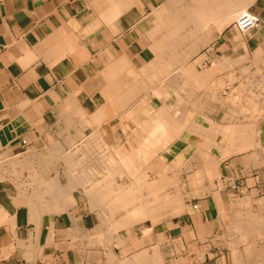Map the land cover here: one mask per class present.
<instances>
[{
	"label": "crops",
	"instance_id": "0c3cea01",
	"mask_svg": "<svg viewBox=\"0 0 264 264\" xmlns=\"http://www.w3.org/2000/svg\"><path fill=\"white\" fill-rule=\"evenodd\" d=\"M231 2L238 20L214 30L202 62L186 64L165 61L184 54L169 40L187 33L174 25L194 0H0V264H264V0ZM247 13L260 24L243 33ZM164 121L174 136L166 147ZM153 145L138 176L117 174L116 163ZM158 159L159 169L181 162L171 178L178 215L128 225L120 240L87 239L125 211L93 197L158 180L149 179ZM225 182L241 192L220 190Z\"/></svg>",
	"mask_w": 264,
	"mask_h": 264
},
{
	"label": "bare ground",
	"instance_id": "6f19581e",
	"mask_svg": "<svg viewBox=\"0 0 264 264\" xmlns=\"http://www.w3.org/2000/svg\"><path fill=\"white\" fill-rule=\"evenodd\" d=\"M192 3V2H191ZM194 3L196 4L194 7H192V8H190L189 10H188V8H187V10H185V11H183L182 12V14H181V17H182V19H181V23H176L175 24V22H177L176 20H174L176 17H178V16H175V18L174 17H172V18H174L173 19V22H174V26H176L177 25V29L179 30L180 29V31H183V30H185L186 28H191V30H190V32H188V31H186L187 33H186V35H184V34H179V35H181V37H180V40H179V37H178V42L176 41L175 43H179V47L181 48V49H183L184 47H186V50L185 51H183V53L184 54H182V55H179L180 57H182V60L184 61L185 59H189V58H191L192 56H194L196 53H198L199 51H200V49H202L203 47H205L207 44H208V42H209V39L212 37V33L214 32V30H217L218 32H221L222 30H223V28H225V26L229 23V22H232V21H235L236 19L238 20V18H239V15L240 14H242V11L238 14V15H236V16H233L232 14H231V0H194ZM238 3V2H237ZM192 5V4H191ZM103 6V5H102ZM163 9V8H162ZM174 10V9H173ZM243 10V9H242ZM161 11V10H160ZM125 12V11H124ZM174 12V11H173ZM234 14V13H233ZM162 15V14H161ZM174 15V14H173ZM157 18V17H156ZM171 18V19H172ZM166 19V18H165ZM168 19H169V17H168ZM178 19V18H177ZM167 20V19H166ZM242 22V21H241ZM171 23H172V21H171ZM168 24V23H167ZM166 24V25H167ZM240 24V23H239ZM165 25V26H166ZM169 25V24H168ZM164 27V26H163ZM174 29H175V27H174ZM176 29V31H178ZM162 30V29H161ZM164 30V29H163ZM172 30V29H171ZM170 30V31H171ZM240 30V29H239ZM179 31V32H180ZM241 31V30H240ZM173 32H174V30H173ZM178 33V32H177ZM172 36H177L178 34H171ZM178 35V36H179ZM166 36V35H165ZM170 36V35H169ZM168 36V37H169ZM162 37L163 36H161V39H162ZM171 37V36H170ZM169 37V38H170ZM166 38V37H165ZM164 38V39H165ZM168 38V39H169ZM184 39H186V40H184ZM183 40V41H182ZM157 41H160V39L159 40H156L155 42H157ZM174 41H175V39H174ZM185 41H186V43H185ZM154 44H156V43H154ZM166 44V43H165ZM176 44V45H177ZM158 44H156V46H157ZM168 45V44H167ZM173 44H171V42H170V45L169 46H172ZM154 46V45H153ZM160 45H158L157 47H159ZM163 46V45H162ZM165 46V45H164ZM163 46V47H164ZM184 46V47H183ZM161 47V46H160ZM174 47V46H173ZM154 48V47H153ZM175 48V47H174ZM158 49V48H157ZM163 48H161V52L163 53ZM169 51V50H168ZM174 51H177V49H175ZM53 52V51H52ZM152 52V51H151ZM159 52V51H158ZM157 52V53H158ZM178 52V51H177ZM170 53H171V51H170ZM179 53V52H178ZM186 53V54H185ZM161 54V53H160ZM165 54V53H164ZM167 55V54H166ZM169 55V54H168ZM175 55V54H174ZM173 55V56H174ZM170 56V55H169ZM121 57H122V55H121ZM120 57V58H121ZM160 57V56H159ZM179 57V58H180ZM123 58V57H122ZM162 58V57H161ZM205 58V56H202V57H200L196 62L197 63H199V62H202L203 61V59ZM156 59V58H155ZM227 59V58H226ZM163 61H164V59H163ZM180 62L181 61V58H180V60L179 59H177L176 60V56L175 57H173V58H170V59H167L165 62H169V63H172V62ZM223 61H224V59H223ZM225 62V61H224ZM115 63H116V61H115ZM124 63V62H123ZM158 63V62H157ZM163 63V62H162ZM183 63V62H182ZM114 64V63H113ZM121 64V63H120ZM119 64V65H120ZM230 64V63H229ZM234 64V63H233ZM118 65V66H119ZM157 65V64H156ZM158 65H160V64H158ZM176 65V64H175ZM178 65H180V64H178ZM150 66V65H149ZM164 66V65H163ZM172 65H170V67H171ZM184 66V65H183ZM214 66H215V64H214ZM121 67V66H120ZM201 67V66H200ZM152 68V67H151ZM167 68H168V66H167ZM214 68V67H213ZM169 69V68H168ZM185 69V68H184ZM212 69V68H211ZM119 70V69H118ZM118 70H116V71H118ZM144 70V69H143ZM167 70V69H166ZM172 70V69H171ZM174 70V69H173ZM213 70V69H212ZM185 71V70H184ZM186 71H187V69H186ZM113 72H114V70H113ZM144 72V71H143ZM188 72H189V70H188ZM211 72V71H210ZM146 73V72H145ZM190 73V72H189ZM161 74V73H160ZM165 74H166V72H165ZM177 74V73H176ZM205 74H206V72H205ZM240 74V73H239ZM109 75V74H108ZM124 75V74H123ZM159 75V74H158ZM166 75H168V74H166ZM180 75V74H179ZM192 75V74H191ZM230 75V74H229ZM105 76V75H104ZM159 76H161V75H159ZM158 76V77H159ZM185 76V75H184ZM199 76V75H198ZM196 77V76H194V77H196V78H198L197 80H194L196 83H194V84H198V85H202L203 83H205V80H206V75H204V73L203 74H200V76L199 77ZM154 77H156L155 75H154ZM164 77V76H163ZM169 77V76H168ZM175 77V76H174ZM153 78V77H152ZM161 78H162V76H161ZM178 78V77H177ZM186 78V77H185ZM227 78V77H226ZM106 79V78H105ZM147 79H149V78H147ZM156 79V78H155ZM171 79V78H170ZM187 79H189V77H187ZM186 79V80H187ZM233 79V78H232ZM236 79V78H235ZM174 81V80H173ZM189 81V80H188ZM235 81V80H234ZM252 81V80H251ZM110 82V81H109ZM116 83V82H115ZM171 83H173V82H171ZM174 83H177L176 81L174 82ZM184 83V82H183ZM189 83V82H188ZM188 83H186V84H184L183 86H186V85H190V84H188ZM220 83V82H219ZM228 84V83H227ZM112 85V84H111ZM110 85V86H111ZM151 85V84H150ZM220 85H222V84H220ZM213 86V85H212ZM189 87H192V86H189ZM122 90V89H121ZM178 90H180V89H178ZM117 91V90H116ZM180 91H182V88H181V90ZM113 93V92H112ZM111 93V94H112ZM214 93V92H213ZM116 94V93H115ZM187 94V93H186ZM189 96V95H188ZM113 97V96H112ZM177 97V96H176ZM187 97V96H186ZM190 98V97H189ZM109 99H111V97L109 98ZM116 99V98H115ZM108 100V99H107ZM181 102V101H180ZM181 104H183V103H181ZM195 104V103H194ZM115 105V104H114ZM101 106V105H100ZM181 107H182V105H180ZM120 107V106H119ZM197 107V106H196ZM167 108H169V107H167ZM171 108V107H170ZM122 109V108H121ZM178 109V108H177ZM180 109V108H179ZM184 109H186V108H184ZM223 109V108H222ZM108 110V109H107ZM171 110H173V109H171ZM174 110H176V109H174ZM174 110H173V112H174ZM102 112V111H101ZM178 113L179 115H181V117L182 118H186V117H188L187 116V113H185V111H183V109H182V111H175V113ZM104 115V114H103ZM171 118V117H170ZM179 118H180V116H179ZM96 119V118H95ZM188 120V119H187ZM228 120V119H227ZM144 121V120H143ZM152 121V120H151ZM157 121V120H156ZM183 121H185V120H183ZM165 122V121H164ZM97 123V122H96ZM231 123V122H230ZM147 124V123H146ZM171 124H172V122L171 121H166L165 123H159V127L161 128V132H162V134H163V132H165V147L172 141V139L174 138V136L171 134V133H169V131H168V129L171 127ZM87 125V124H86ZM215 125V124H214ZM212 126H213V124H212ZM148 127V126H147ZM150 127H152V126H150ZM149 127V128H150ZM177 127V126H176ZM216 128V127H215ZM217 128H219V126L217 127ZM233 128V127H232ZM151 130V129H150ZM149 130V131H150ZM157 130V129H156ZM227 130H229V129H227ZM190 131V130H189ZM192 131V130H191ZM191 131H190V133H191ZM219 132H222L221 130L220 131H218V133ZM227 132V131H226ZM152 133V132H151ZM208 133V132H207ZM213 133V132H212ZM215 133V132H214ZM101 134V133H100ZM231 134V133H230ZM233 134V133H232ZM210 135V134H209ZM214 135V134H213ZM198 136H201V135H198ZM100 137V136H99ZM212 137H214V136H212ZM230 137V136H229ZM232 138H233V136H231ZM230 137V138H231ZM62 138V137H61ZM136 138V137H135ZM163 138V137H162ZM231 138V139H232ZM206 139H207V137H206ZM234 139V138H233ZM99 140H100V142H102V139H100L99 138ZM103 140H104V137H103ZM162 140V139H161ZM212 140V139H211ZM140 141V140H139ZM154 141H156V140H154ZM158 141V140H157ZM214 141V140H213ZM153 142V141H152ZM212 142V141H211ZM232 142H234V141H232ZM103 143V142H102ZM158 143V142H157ZM150 144V143H149ZM154 144V143H153ZM229 144V143H228ZM104 145H106V144H103V146ZM102 146V147H103ZM147 146V145H146ZM148 146H150V145H148ZM161 146H162V144H161ZM157 146H155V145H153V146H151V148L149 149V150H143V151H138V152H135V153H132L131 154V156H128V158L126 159V158H124V160L123 159H121L122 161H120V162H118V164L116 163L117 161L114 159L113 160V158H111L113 161H116L115 163H116V165H114V166H117L118 167V172H117V174L118 175H121V174H123V173H125L126 172V169H130L129 171L130 172H133V173H135V174H137V172L139 171V169L143 166V164H145L146 162H141L140 160H139V158L142 156V158H151V157H153L155 154H157L158 153V151H159V149L160 148H156ZM225 147H227L226 145H225ZM230 148H231V146H229ZM105 147H103V149H104ZM109 148V147H108ZM139 148H141V147H139ZM233 148V147H232ZM102 151V150H101ZM104 151H106V149L104 150ZM166 151V150H165ZM220 151V150H219ZM230 152V151H229ZM228 152V153H229ZM227 152H226V154H228ZM232 152H230L229 154H231ZM105 154V153H104ZM205 154V153H204ZM225 154V153H224ZM64 155V154H63ZM106 155V154H105ZM104 155V156H105ZM108 155V154H107ZM221 155H223V153L221 154ZM110 156V155H109ZM109 156H107L106 157V159H108V161L110 160V157ZM156 156V155H155ZM154 156V157H155ZM206 156V155H205ZM225 155H223V157H224ZM113 157V156H112ZM126 157V156H125ZM226 157V156H225ZM221 158H222V156H221ZM69 159V158H68ZM152 159V158H151ZM112 160L110 161V162H112ZM69 162V161H68ZM74 163V162H73ZM107 163H109V162H106L105 164H107ZM161 163H163V161L162 160H160V159H158L155 163H153V165L151 166L150 165V167H149V169L150 170H153L154 172H156V173H158V172H160V176H161V178H158V180L156 179V180H153V181H145L143 178H137V180L138 181H136V183L138 184V187L135 189H133V194L134 195H132V196H134L132 199H128V200H130V202L129 203H127V201H125V206L126 207H128V205H129V207H132V209H128V208H126L125 209V211H124V216L118 221V222H115V223H113V221H112V225L110 226V231H109V236L110 237H113L114 235H118V230H120V229H123V228H125V227H127L128 225H130V224H134V223H140V222H143V221H146V220H148V219H150L152 222H153V224H157L159 221H161V220H163L164 218H163V215H162V213L163 212H165V211H168L169 210V214L171 215V216H176V215H178V213H179V211L181 210V208H180V206L179 205H181V197H180V195L181 194H178V196H176L177 198H176V203L174 202V204H172V203H169L170 204V206H168L167 204H166V202L168 201H165L163 204L161 203H159V201L157 200L156 201V199H155V197L156 196H159L158 195V193L159 192H161V191H164V190H162L164 187H163V183H165V184H171V185H173V184H176L177 185V182L175 181V180H173V179H171V178H169L168 176H167V169H165L166 171H161L160 169H159V166H160V164ZM173 163H175V164H180L179 163V161L177 162V161H175V162H172V163H166V164H169L170 166H172V164ZM190 163V162H189ZM71 164V163H70ZM112 164V163H111ZM108 165V164H107ZM146 165V164H145ZM169 165H166V166H169ZM185 165H186V163H185ZM30 166V165H29ZM108 166H110V165H108ZM114 166H110V168L112 169ZM149 166V165H148ZM165 166V167H166ZM169 166V167H170ZM104 167V166H103ZM117 167L114 169V170H116L117 169ZM2 168V167H1ZM110 168H109V170H110ZM106 169V168H105ZM105 169L103 170V171H105ZM174 169V168H173ZM32 170H34V169H32ZM79 170V169H78ZM81 170V169H80ZM162 170H164L163 169V167H162ZM6 172V171H5ZM108 172V171H107ZM107 172H105V173H107ZM113 172V171H112ZM91 173V172H90ZM111 173V172H110ZM141 174L143 173V171L142 172H140ZM196 173V172H195ZM104 174V173H103ZM199 174V173H198ZM37 175V174H36ZM139 174H137L136 176H138ZM71 176V175H70ZM73 176V175H72ZM102 176H104V175H102ZM101 176V177H102ZM114 176V175H113ZM199 176V175H198ZM140 177V176H139ZM195 177V176H194ZM73 178V177H72ZM95 178V177H94ZM100 178V177H99ZM102 178H104V177H102ZM106 178V177H105ZM104 178V179H105ZM110 178V177H109ZM112 178V177H111ZM173 178H175V177H173ZM199 178V177H198ZM33 179H34V177H33ZM108 178H106L105 180H107ZM42 180V179H41ZM68 180V179H67ZM96 180H97V178H96ZM105 180H103V181H105ZM111 180V179H110ZM69 181V180H68ZM99 181V180H98ZM101 181H102V179H101ZM102 181V182H103ZM40 182H42V181H40ZM44 182V181H43ZM71 182V181H70ZM76 182V181H75ZM83 182V181H82ZM90 182V181H89ZM88 182V183H89ZM106 182V181H105ZM105 182H104V184H105ZM84 183V182H83ZM87 183V184H88ZM90 183H93V180H92V182H90ZM95 183V182H94ZM93 183V184H94ZM96 183H98L97 181H96ZM113 182H111L110 181V184H112ZM80 184H81V181H80ZM85 184V183H84ZM39 185H42V183L41 184H39ZM70 185V184H69ZM95 186H97L96 184H94ZM93 185V186H94ZM197 185H198V183H197ZM43 186V185H42ZM73 186V185H72ZM71 186V187H72ZM80 186H82V185H80ZM88 186H90V184L88 185ZM99 186V185H98ZM97 186V187H98ZM107 184H106V186L105 187H103V188H107ZM39 187V186H38ZM46 187V186H45ZM110 186H108V188H109ZM160 187V188H159ZM166 187V186H165ZM82 188H83V186H82ZM92 189H93V187H91ZM103 188H100L101 190L103 189ZM68 189V188H67ZM84 189V188H83ZM91 189V190H92ZM98 189V188H97ZM169 189V188H168ZM199 189V188H198ZM90 189H89V191H91ZM107 190H109V189H107ZM166 190H167V188H166ZM178 190H179V188H178ZM58 191V190H57ZM94 191V190H93ZM39 192V191H38ZM87 192H88V190H87ZM95 192V191H94ZM203 192V191H202ZM86 193V192H85ZM122 194H124V193H122ZM146 194H148L149 195V198L148 197H146V196H148V195H146ZM97 195V196H96ZM95 196H96V198L94 199V195L92 194V197H93V200H92V202L93 203H95L96 204V202L99 204H103L104 205V208L108 211V210H113V212L115 211V208L117 207V205H120V204H122V200H124V197L122 196H116V194L113 196L112 195V193H111V190H109V191H107L106 193H103V192H101V193H99V194H96ZM130 196V195H129ZM168 197V196H167ZM90 198V197H89ZM127 198H128V196H127ZM151 198V199H150ZM166 199V198H165ZM164 199V200H165ZM169 199V198H168ZM90 200V199H89ZM91 202V201H90ZM92 203V204H93ZM124 203V202H123ZM32 205V204H31ZM124 205H122V206H124ZM95 206V205H94ZM121 207V206H120ZM100 208V207H99ZM98 208V209H99ZM96 209V208H95ZM116 210H119V209H117L116 208ZM128 210H130V211H128ZM163 210V211H162ZM0 212L2 213V211L0 210ZM100 212H102V211H100ZM112 212V211H111ZM120 212V211H119ZM118 212V213H119ZM127 212V213H126ZM4 213V212H3ZM103 213H105V212H103ZM167 213V212H166ZM181 213V212H180ZM126 214V215H125ZM6 216H7V214H5ZM109 215V214H108ZM110 215H111V213H110ZM113 215V214H112ZM115 215V214H114ZM168 215V214H167ZM2 216V215H1ZM0 216V217H1ZM106 216V215H105ZM165 216V215H164ZM108 217V216H107ZM110 218H111V216H109ZM167 217V216H166ZM8 219V218H7ZM4 221H5V219H3ZM2 220V221H3ZM12 220H13V218H12ZM111 220V219H110ZM9 222V221H8ZM110 222V221H109ZM5 223V222H4ZM103 223H105L104 221H103ZM6 224V223H5ZM106 226V225H105ZM104 226V227H105ZM234 227V226H233ZM13 235V234H12ZM119 236V235H118ZM84 238V237H83ZM103 238V237H102ZM109 238V237H108ZM117 238V237H116ZM118 238H120V237H118ZM122 238V237H121ZM111 239H109V241H110ZM119 240V239H118ZM71 246V245H70ZM116 246H118V245H116ZM39 247V246H38ZM6 250V249H5ZM114 260H115V258H113ZM158 259H159V257H158ZM136 260V259H135ZM156 261V260H155Z\"/></svg>",
	"mask_w": 264,
	"mask_h": 264
},
{
	"label": "rangeland",
	"instance_id": "374dc122",
	"mask_svg": "<svg viewBox=\"0 0 264 264\" xmlns=\"http://www.w3.org/2000/svg\"><path fill=\"white\" fill-rule=\"evenodd\" d=\"M231 22H229L228 24H230ZM227 24V25H228ZM226 25V26H227ZM190 30H191V28H186L185 30H183V33H185V31H188V32H190ZM184 35H186V34H184ZM212 36H213V34H212ZM184 40H186V39H184ZM168 41V40H167ZM178 42L179 40L178 39H176L175 41H174V39H171V40H169V42ZM183 41V40H182ZM185 43H186V41H185ZM184 47V46H183ZM186 50V47H184L183 49H182V51H185ZM201 50L202 49H200V51L198 52V54H195L194 56H192V58H189V59H185L184 61H187L186 62V64H190L191 62H193V60H195V58H197V57H199V56H204L203 54L205 53L204 51L201 53ZM170 55V54H169ZM166 55V58L167 59H169V58H173V57H175L176 56V60L179 58V56L178 55ZM199 55V56H198ZM181 58V60H182V57H180ZM200 58V57H199ZM198 58V59H199ZM183 60H182V62H184ZM183 67H185V65L183 66ZM180 68H179V66H177V67H174V75L173 76H171L172 78H176V77H180V76H178L179 75V72L181 71V70H179ZM177 73V74H176ZM175 76V77H174ZM185 78V77H184ZM169 81H172V79H170ZM189 88V87H188ZM187 88V89H188ZM202 89L203 88H201L200 86H198L197 88H196V90H195V94H194V96L195 95H197V93L199 94V92L200 91H202ZM222 90V87L220 88V91ZM216 95L217 96H220V95H222V93L220 94L219 92H217L216 93ZM170 166V165H169ZM166 166V167H164L163 169L164 170H162V168H160L162 171H166L165 169H167V174H168V177L169 178H173V176H175L176 178H177V180H178V175H176L175 174V171L178 169V168H176L175 166L173 167V166ZM174 168V169H173ZM149 171L151 172V174H150V180H153L154 179V175H157V173L156 172H154L153 170H150L149 169ZM124 174V173H123ZM135 174V173H134ZM175 174V175H174ZM122 175V174H121ZM144 180H145V178H144ZM138 181V180H137ZM146 181V180H145ZM138 183V182H137ZM136 182H135V184H133L132 186H129V187H123V188H121L120 189V192H118V193H116V196L118 195V196H123L124 197V200H122V204H120V205H117V207L116 208H118L119 210H125L126 208H128L129 207V205H128V207H126L125 205V201H127L128 199H132L134 196H132V195H134L133 193V189L135 188H137L138 187V184H137ZM172 184V183H171ZM171 184H163V189L162 190H164V191H161L160 193H158V195L159 196H156L155 197V199H156V201L158 200L159 202H161L162 204L165 202V201H167L166 202V204L168 205V206H170V204L169 203H172V204H174V202L176 203V196H178V194H179V191H178V189H177V194L176 195H173V193L172 192H175L176 191V187L178 188V184L176 185V184H173V185H171ZM166 186V187H165ZM166 188H167V190H166ZM169 188V189H168ZM111 193H112V195L114 196L115 195V193H113L112 191H111ZM122 193H124V194H122ZM130 195V196H129ZM163 195V196H162ZM127 196H128V198H127ZM168 196V197H167ZM166 198V199H165ZM169 198V199H168ZM151 199V198H150ZM165 199V200H164ZM181 199V198H180ZM181 201H182V199H181ZM124 202V203H123ZM130 202V200H128L127 201V203H129ZM125 204V205H124ZM122 205H124V206H122ZM121 206V207H120ZM130 208H132V207H130ZM122 211V212H123ZM167 213H165V214H162L163 215V218H164V220H161V221H159L158 223H162V222H164V221H166V220H169V218H172L173 216H171L170 214H169V210L168 211H166ZM168 214V215H167ZM165 215V216H164ZM108 216V217H107ZM107 216H105V217H103V220L102 221H104L105 223H103V229L100 231V232H96V233H94V232H91V233H87V235H86V238L87 239H94V238H106V239H111L112 237H110L109 235V231H110V224H111V222H109L110 221V217H109V215H107ZM167 216V217H166ZM147 221V220H146ZM145 222V221H144ZM140 223H142V222H140ZM153 223V222H152ZM157 223V224H158ZM106 225V226H105ZM131 225V224H130ZM135 225V224H134ZM148 225H150V223H146V224H143V226L144 227H147ZM105 226V227H104ZM128 227V226H127ZM142 228V226H139V229H141ZM118 232H119V230H118ZM117 232V233H118ZM119 235V234H118ZM117 235V239H121V237L122 236H118ZM125 236H126V234H125ZM109 237V238H108ZM118 237H120V238H118ZM169 264V263H168Z\"/></svg>",
	"mask_w": 264,
	"mask_h": 264
},
{
	"label": "built area",
	"instance_id": "2783aa9c",
	"mask_svg": "<svg viewBox=\"0 0 264 264\" xmlns=\"http://www.w3.org/2000/svg\"><path fill=\"white\" fill-rule=\"evenodd\" d=\"M260 20L257 17L252 16L247 13L243 18L241 24L237 23L238 28L243 33H247L248 31L254 30L259 27ZM23 145L26 146V142H23ZM220 190L230 189L234 193L238 194L241 192L242 187L239 184L233 182H225L219 188ZM196 208V207H195Z\"/></svg>",
	"mask_w": 264,
	"mask_h": 264
}]
</instances>
